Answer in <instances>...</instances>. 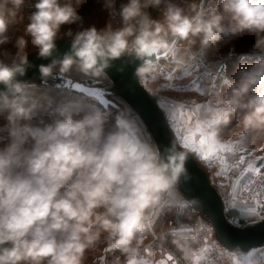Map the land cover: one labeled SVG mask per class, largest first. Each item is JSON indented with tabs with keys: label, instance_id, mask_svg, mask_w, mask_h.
I'll use <instances>...</instances> for the list:
<instances>
[{
	"label": "clouds",
	"instance_id": "obj_1",
	"mask_svg": "<svg viewBox=\"0 0 264 264\" xmlns=\"http://www.w3.org/2000/svg\"><path fill=\"white\" fill-rule=\"evenodd\" d=\"M86 3L37 0L26 16L27 0H0V47L15 49L0 53V117L7 121V133L0 135V264H85L105 239L107 247L133 257L145 246L141 237L150 210L190 179L186 163L193 154L176 140L161 150L130 108L113 121L110 112L83 97L57 95L25 79L37 67L29 59L33 54L50 61L38 66L41 81L73 71L106 79L107 70L123 60L135 63V75L143 79L158 53L204 59L219 51L224 36L253 35V66L234 82L225 79L218 100L235 117V127L227 136L217 128L210 138L264 141V0H213L203 9L199 0H128L119 9L116 0H104L111 19L103 28L62 31L83 20L78 9ZM150 8L160 11V19ZM116 16L119 27L112 23ZM13 29L23 31L14 44ZM58 39L70 43L62 56ZM38 111L46 119L33 129ZM197 134L194 129L191 135ZM189 206L195 211L199 202ZM158 235L171 236L185 264H196L197 237L174 229ZM115 264H121L119 258Z\"/></svg>",
	"mask_w": 264,
	"mask_h": 264
},
{
	"label": "rangeland",
	"instance_id": "obj_2",
	"mask_svg": "<svg viewBox=\"0 0 264 264\" xmlns=\"http://www.w3.org/2000/svg\"><path fill=\"white\" fill-rule=\"evenodd\" d=\"M36 2L37 0H27L28 6L25 8L26 16L35 11L33 5ZM127 2L128 0H116L117 9H119L120 4ZM173 2L180 3L181 0H173ZM187 2L191 3L193 0H187ZM199 2L202 8V4L205 3V0H199ZM207 2V7L210 8L213 5V0H208ZM216 2L218 3L219 0H216ZM148 11L154 19H160L159 10L150 8ZM78 12L79 15L83 17V20L77 24L65 26L62 31H67L70 27L73 33H75L93 25L98 29H101L111 19L109 12L104 8V0H87V3L82 8L78 9ZM112 23L114 27H119L121 18L116 16L115 19L112 20ZM9 34L12 37L14 44L16 37L23 35V31L22 29H13ZM255 40V36L250 34L224 36L217 42V47L219 48L218 52H211L204 59L195 57L190 60H185L177 55L176 59L171 63H156L152 71L147 74L145 78L140 79V82L151 95L160 97L161 101L164 102L163 107L160 106V108L164 113L168 126L170 123L167 119L166 110L168 109L169 102H172L177 106L183 104L186 108L191 109L192 113L198 119L200 117H207V119L210 120L212 119L210 113H223V116L213 126L211 131L221 128L223 129L224 135L227 136L230 133V130L235 127L236 120L234 116H229L226 111L222 110L221 105L218 103L219 96L225 87V79L234 82L240 71L250 69L253 66L256 59L252 54ZM5 50L10 53L15 52L12 44L0 47V53H3ZM185 72L189 73V75L183 80L179 79V77ZM64 75L89 86H112V83L108 78L101 79L85 77L75 71ZM169 75L172 77L171 80L168 79ZM218 79L221 80L220 83ZM168 84H172L173 86L178 85L181 90L177 91L175 90V87L166 88L165 86ZM41 87L53 91L57 95L76 96V93L56 90L51 87ZM197 88H199V91L196 90ZM82 97L86 99L90 105L98 107L103 111L110 112L113 121L115 120L116 114L122 109L130 108L133 111L129 105L120 99H113L119 108L110 107L109 111H107L96 100L84 96ZM197 107L201 108V111L198 114L195 112ZM41 119H46V113L38 111L30 122V126L33 129L42 128L43 125L40 123ZM225 120H229L230 123H224ZM6 124V119L0 117V135H6ZM143 125L145 126L144 123ZM177 125H179V120H177ZM146 131L150 134L147 127ZM180 136V132H174L173 137L176 138L175 140L182 143ZM149 138L154 141L151 134ZM198 140L199 134L191 138V141H195L197 146ZM262 143H264V141L257 140L252 144L250 138L231 143L218 142V144L240 146L239 148H234L230 153L223 154L229 163L237 164L239 158L243 157L246 163L250 162L261 170V174L256 176L255 174L246 171V165L239 166L229 173L227 179H223L217 175V173L222 170L218 160H214L213 158L204 160L198 153L193 152L191 148H187V150L193 154L197 162L200 160L207 165V167H203L202 164L198 162L201 168L207 173L213 187L222 196L227 207L229 202L232 201V182L242 169L244 170V176L251 178L254 181L252 184L253 190H255V188L259 186V182L264 179V147H261ZM3 146V144H0V147ZM209 170L216 175L210 176ZM221 185H224V187H221ZM176 193V195H178V202L171 201V204H168L167 206L162 205L160 208L157 207L156 209L150 210L149 220L146 223L145 231L141 237L145 246L140 249L139 253L133 257H127L119 250L107 247V240L105 239L97 245L93 252L87 254L85 264H93L94 261L95 264H115L117 258H119L121 264H129V261L131 260L136 261L137 264H144V262H147V264H153V262L157 260L159 262L161 260H167L169 255L173 257V260L169 262V264H185L181 253H179L171 244V236H168L167 239H161L158 235L161 231L166 229H174L188 237L195 236L198 238L199 243L194 246L196 264H242L244 261H246V264H261L260 254L264 252V246L253 249L245 254H238L227 250L218 242L211 223L199 211H194L180 192L177 191ZM234 202L239 204V199ZM248 205L255 206L252 200L248 201ZM259 221L261 220L254 219L252 223L245 227L252 226ZM201 222L208 226L204 232L198 231L199 227H197V225ZM148 241L152 242L148 243Z\"/></svg>",
	"mask_w": 264,
	"mask_h": 264
},
{
	"label": "water",
	"instance_id": "obj_3",
	"mask_svg": "<svg viewBox=\"0 0 264 264\" xmlns=\"http://www.w3.org/2000/svg\"><path fill=\"white\" fill-rule=\"evenodd\" d=\"M58 56H62L70 48L68 39L57 40ZM176 56L163 54L155 55L153 63H171ZM36 68L30 69L25 79L56 90L76 93L96 100L105 110L110 107L119 108L113 99H120L129 105L141 118L150 132L156 145L163 150L175 138L169 128L159 102L160 97L151 95L135 75L136 64L127 60L117 61L107 70V78L111 87H94L76 81L64 74H57L52 79L41 81L38 66L50 61L40 60L35 54L29 57ZM139 63L138 61L136 62ZM94 93L95 95H89ZM186 168L190 179L181 180L175 190L180 192L185 200L198 201L199 211L212 225L218 242L227 250L245 254L249 251L264 246V220L249 226L236 228L226 217V205L222 196L211 184L205 170L201 168L193 155L189 156Z\"/></svg>",
	"mask_w": 264,
	"mask_h": 264
},
{
	"label": "snow or ice",
	"instance_id": "obj_4",
	"mask_svg": "<svg viewBox=\"0 0 264 264\" xmlns=\"http://www.w3.org/2000/svg\"><path fill=\"white\" fill-rule=\"evenodd\" d=\"M159 55V53L157 54ZM165 57L168 55L175 56V53H163ZM189 73H183L179 79L183 80ZM169 80L172 79L171 75L168 77ZM166 88H173L175 90L180 91V86H173L172 84H168L165 86ZM199 91V88L196 89ZM89 95H95L94 93H90ZM160 106L163 107L164 102H159ZM167 111V119L170 125H177V120H179V125L173 127L174 132H180V139L182 141V146L185 148H191V150L195 153H198L199 156L204 160H209L213 158L214 160H218L221 165V171L217 173V175L223 179H227L229 173L239 167L246 165V171L248 173L255 174L259 176L261 174V170L254 166L252 163H246L243 157H240L237 164H231L224 157V153H230L234 150V148H239V145H231V144H218L211 140L210 132L213 126L220 120L223 116L221 112L210 113L212 119H207V117H200L199 119L192 113L191 109L186 108L183 104L179 106L169 102V106ZM201 108L197 107L195 112L200 113ZM194 129L198 130L199 140L198 146L195 141H191L192 132ZM187 133V134H185ZM191 141V142H190ZM254 181L251 178L244 176V170L242 169L240 173H238L237 177L232 182V192L231 197L232 201L229 202L227 207L229 209L235 210L236 215L231 219L230 223L236 228H242L250 223L254 219L264 220V179L259 182V186L253 190L252 184ZM224 187V185H221ZM247 197V198H244ZM239 199V204L236 201ZM252 200L255 206H249L248 201ZM173 260V257L169 255L167 260H161L160 264H169ZM260 262L264 264V252L260 254ZM129 264H137L136 261L131 260ZM147 264V262H144ZM242 264H246V261L242 262Z\"/></svg>",
	"mask_w": 264,
	"mask_h": 264
},
{
	"label": "crops",
	"instance_id": "obj_5",
	"mask_svg": "<svg viewBox=\"0 0 264 264\" xmlns=\"http://www.w3.org/2000/svg\"><path fill=\"white\" fill-rule=\"evenodd\" d=\"M154 65H155V64H154ZM74 94H75V93H74ZM76 96H77V97H82V95H79V94H76ZM175 126H178V125H175ZM175 126L169 124V127H170V129H171L173 135H174V131H173L172 129H173V127H175ZM174 137H176V136H174ZM175 139H176V138H175ZM176 192H177V191L173 190V191H171V192L165 194L164 197H163V200H162V203H161L160 206H162V205L167 206L168 204H171V201H177V202H178V195H176V194H177ZM179 203H180V202H179ZM160 206H159V208H160Z\"/></svg>",
	"mask_w": 264,
	"mask_h": 264
},
{
	"label": "built area",
	"instance_id": "obj_6",
	"mask_svg": "<svg viewBox=\"0 0 264 264\" xmlns=\"http://www.w3.org/2000/svg\"><path fill=\"white\" fill-rule=\"evenodd\" d=\"M207 1H208V0H205V3L202 4V9H203V8H208V7H207V5H208V2H207ZM218 81H219V83L221 82L220 79H218ZM235 215H236L235 210H232V209H229L228 207H226V217H227V220H228L229 222L231 221V219H232ZM197 227H199V228H198V229H199L198 231H200V232H204V231L208 228L207 224H205V223H203V222H201L200 224H198Z\"/></svg>",
	"mask_w": 264,
	"mask_h": 264
},
{
	"label": "bare ground",
	"instance_id": "obj_7",
	"mask_svg": "<svg viewBox=\"0 0 264 264\" xmlns=\"http://www.w3.org/2000/svg\"><path fill=\"white\" fill-rule=\"evenodd\" d=\"M171 65V64H170Z\"/></svg>",
	"mask_w": 264,
	"mask_h": 264
}]
</instances>
